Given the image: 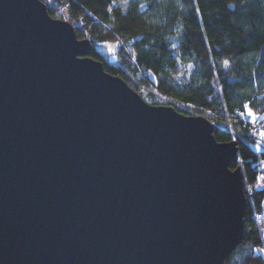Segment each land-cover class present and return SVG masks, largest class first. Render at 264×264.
<instances>
[{"label": "water", "instance_id": "water-1", "mask_svg": "<svg viewBox=\"0 0 264 264\" xmlns=\"http://www.w3.org/2000/svg\"><path fill=\"white\" fill-rule=\"evenodd\" d=\"M41 0H0V264H226L235 141L147 103Z\"/></svg>", "mask_w": 264, "mask_h": 264}, {"label": "trees", "instance_id": "trees-1", "mask_svg": "<svg viewBox=\"0 0 264 264\" xmlns=\"http://www.w3.org/2000/svg\"><path fill=\"white\" fill-rule=\"evenodd\" d=\"M41 1L54 18L64 10L92 43L88 56L147 103L202 115L216 141L236 142L229 167L243 175L244 229L225 263L264 264V188L255 186L264 138L253 127L264 126V0H127L125 10L115 0ZM107 42L117 43L113 59L100 50Z\"/></svg>", "mask_w": 264, "mask_h": 264}, {"label": "rangeland", "instance_id": "rangeland-1", "mask_svg": "<svg viewBox=\"0 0 264 264\" xmlns=\"http://www.w3.org/2000/svg\"><path fill=\"white\" fill-rule=\"evenodd\" d=\"M126 4H127V0H115V2L113 3V6H116V7L120 8L121 10H125ZM56 18L63 19V20H67V21L69 20L68 19V16L66 15V12L64 10H62V9H59L57 11ZM81 38H85V37L83 36ZM116 49H117V43H115V42H107V43L101 45V48H100V50L102 51V54L104 56H106V57H109V59H113V57H114V54L113 53H114V51ZM247 118L249 120H251V118L248 115H247ZM253 125H254L253 127L255 129L256 135L257 134L260 135V132H262V131H261L259 125H255V123H253ZM263 177H264V175H263ZM261 252L264 254V245L261 248Z\"/></svg>", "mask_w": 264, "mask_h": 264}, {"label": "snow or ice", "instance_id": "snow-or-ice-1", "mask_svg": "<svg viewBox=\"0 0 264 264\" xmlns=\"http://www.w3.org/2000/svg\"><path fill=\"white\" fill-rule=\"evenodd\" d=\"M225 66L227 67V62H225ZM244 108H245L247 115L251 118L252 122H255L257 117L253 114L251 110L248 109L247 105H245ZM241 115H243V113ZM260 136L261 138H264V131L260 132ZM261 179H264V178H261Z\"/></svg>", "mask_w": 264, "mask_h": 264}, {"label": "crops", "instance_id": "crops-1", "mask_svg": "<svg viewBox=\"0 0 264 264\" xmlns=\"http://www.w3.org/2000/svg\"><path fill=\"white\" fill-rule=\"evenodd\" d=\"M264 178V177H263ZM256 187H262L264 188V179H260L256 184ZM263 236H264V228H263ZM261 252V251H260ZM262 253V252H261ZM263 254V253H262ZM264 255V254H263Z\"/></svg>", "mask_w": 264, "mask_h": 264}, {"label": "built area", "instance_id": "built-area-1", "mask_svg": "<svg viewBox=\"0 0 264 264\" xmlns=\"http://www.w3.org/2000/svg\"><path fill=\"white\" fill-rule=\"evenodd\" d=\"M262 131H264V126H259Z\"/></svg>", "mask_w": 264, "mask_h": 264}]
</instances>
